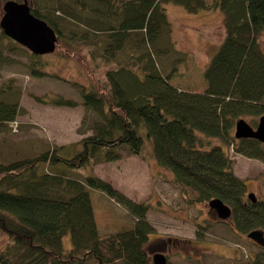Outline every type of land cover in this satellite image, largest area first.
I'll list each match as a JSON object with an SVG mask.
<instances>
[{
	"label": "trees",
	"instance_id": "16d2710c",
	"mask_svg": "<svg viewBox=\"0 0 264 264\" xmlns=\"http://www.w3.org/2000/svg\"><path fill=\"white\" fill-rule=\"evenodd\" d=\"M6 1L0 0V21ZM13 1L27 2L31 12L55 30L56 49L65 41L74 53L71 41L81 35L79 43H96L106 56L104 62L115 56L118 64L107 71V81L96 77V82L81 86L84 129L91 131L79 149L67 152L66 147L53 146L30 156L0 158V234H6L0 243V264H153L151 252L157 246L149 238L155 230L146 217L149 203L134 202L93 172L83 178L66 173L88 167L93 157L117 160L124 148L169 170L184 198L187 191L203 202L221 198L232 208L237 231H264V199L245 197L246 182L233 173L228 154L232 146L264 161V143L232 133L237 118L264 113V52L258 40L264 29V0H215L211 6L222 12L225 36L203 71V92L171 83L179 71L176 61L185 60L186 52L172 39L167 4L197 13L209 7L204 0ZM94 18L107 26L99 28L106 31L104 38L99 39L94 29H73L82 20L100 26ZM8 48L27 56L35 72L38 59L46 55L9 37L0 24V63L14 62ZM53 100L78 104L62 96ZM16 103L0 98L1 124L15 119ZM213 137L221 143L210 144ZM90 189L123 204L136 217L134 226L101 235ZM67 234L69 248L63 241ZM176 239L188 241L176 245L190 246V239ZM247 264H264V254Z\"/></svg>",
	"mask_w": 264,
	"mask_h": 264
},
{
	"label": "rangeland",
	"instance_id": "374dc122",
	"mask_svg": "<svg viewBox=\"0 0 264 264\" xmlns=\"http://www.w3.org/2000/svg\"><path fill=\"white\" fill-rule=\"evenodd\" d=\"M204 1L209 7L197 13H190L173 2L167 4L172 39L178 49L186 52L185 60L176 61L179 71L171 83L191 92L206 89L203 71L225 36L222 12L211 8L215 0ZM85 17L87 15H83ZM96 20L100 26L96 27L94 23L88 26L82 20L73 29H94L99 39L104 38L106 31L100 32L99 28L107 26ZM80 36L71 41L74 53L62 41L54 52L38 59L36 72L30 67L27 56L6 49L14 62L0 63V98L17 101L18 114L13 121L0 123L1 159L30 156L53 146L66 147L65 150L71 152L79 149L82 138L90 134V129H84L87 124H83L86 108L81 103V86L96 82V77L107 81V71L117 66L118 61L114 56L104 62L102 59L106 56L101 54L96 43L89 44L85 40L79 43ZM258 40L264 52V29ZM122 52L119 54L121 60L125 56ZM55 96L74 99L78 104H56ZM262 115L264 113H247L241 118L256 127ZM239 119L235 120L232 133H235V123ZM217 143H221L219 138H211L210 144ZM228 154L234 161L233 173L246 182L245 197L253 192L258 199H264V161L239 153L232 146L228 148ZM89 172L111 183L134 202L149 203L146 217L155 227L149 237L153 244L158 245L160 239L171 237L190 239L192 246L172 245L167 251L168 264H247L253 256L264 254V248L251 241L248 233L235 229L233 217L220 221L211 213L209 201H199L192 191H187L188 196L184 198L182 187L172 181V173L154 160L141 159L124 148L117 160L106 161L98 156L93 157L86 168L66 170L68 175L78 178ZM90 193L101 235L134 226L137 219L123 204L101 190L90 189ZM196 231L202 235L198 237ZM5 237L6 234H0V243ZM63 241L66 248L71 246L69 234Z\"/></svg>",
	"mask_w": 264,
	"mask_h": 264
},
{
	"label": "water",
	"instance_id": "95a60500",
	"mask_svg": "<svg viewBox=\"0 0 264 264\" xmlns=\"http://www.w3.org/2000/svg\"><path fill=\"white\" fill-rule=\"evenodd\" d=\"M4 14L0 24L4 32L17 42L26 46L35 54H47L56 49L57 34L55 30L43 19L34 15L27 2L20 3L8 0L3 5ZM235 137L254 138L264 143V115L259 118L256 127L240 118L235 124ZM248 197L257 201L255 193L251 192ZM209 208L214 210L217 217L227 220L232 216V208L221 198H213L209 201ZM257 244L264 247V231L254 229L247 234ZM153 264H168V259L163 252L153 254Z\"/></svg>",
	"mask_w": 264,
	"mask_h": 264
},
{
	"label": "flooded vegetation",
	"instance_id": "af4514ba",
	"mask_svg": "<svg viewBox=\"0 0 264 264\" xmlns=\"http://www.w3.org/2000/svg\"><path fill=\"white\" fill-rule=\"evenodd\" d=\"M211 210V209H210ZM211 213H213V215L217 218V219H219L218 217H217V215H216V213H215V211L214 210H211ZM159 244L157 245L156 244V246L157 247H155L154 245V249H157V250H154L155 252L156 251H162V252H164L166 255L168 254V252L167 251H169L171 248H172V245H176V243L177 242H179L180 244H182V243H184V242H188V241H185V240H179V239H176L175 237H171V238H168V239H160L159 240ZM189 244H191L190 242H189ZM190 246H192V245H190Z\"/></svg>",
	"mask_w": 264,
	"mask_h": 264
}]
</instances>
